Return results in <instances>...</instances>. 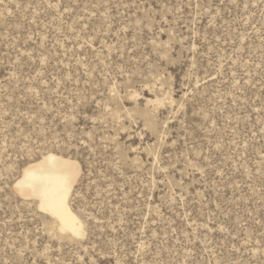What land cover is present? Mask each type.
Instances as JSON below:
<instances>
[{
	"label": "rangeland",
	"instance_id": "1",
	"mask_svg": "<svg viewBox=\"0 0 264 264\" xmlns=\"http://www.w3.org/2000/svg\"><path fill=\"white\" fill-rule=\"evenodd\" d=\"M0 264H264V0H0Z\"/></svg>",
	"mask_w": 264,
	"mask_h": 264
},
{
	"label": "bare ground",
	"instance_id": "2",
	"mask_svg": "<svg viewBox=\"0 0 264 264\" xmlns=\"http://www.w3.org/2000/svg\"><path fill=\"white\" fill-rule=\"evenodd\" d=\"M79 176L76 162L47 154L27 165L13 188L19 197L33 200L38 211L52 220L61 236L76 239L83 236V228L70 200Z\"/></svg>",
	"mask_w": 264,
	"mask_h": 264
}]
</instances>
